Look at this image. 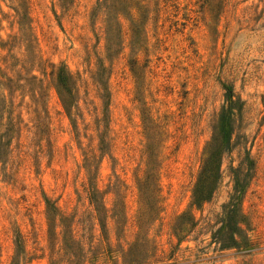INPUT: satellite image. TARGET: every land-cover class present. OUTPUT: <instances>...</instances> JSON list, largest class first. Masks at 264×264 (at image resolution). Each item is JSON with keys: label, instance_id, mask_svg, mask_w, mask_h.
I'll list each match as a JSON object with an SVG mask.
<instances>
[{"label": "rangeland", "instance_id": "1", "mask_svg": "<svg viewBox=\"0 0 264 264\" xmlns=\"http://www.w3.org/2000/svg\"><path fill=\"white\" fill-rule=\"evenodd\" d=\"M61 72L72 81L67 110ZM226 87L242 112L213 197L197 207L192 190ZM9 113L17 124L0 160V264H103L106 246L120 264L143 234L138 264H264V0H0V134ZM148 149L158 208L141 230ZM247 155L242 221L216 235ZM72 232L97 257L67 253Z\"/></svg>", "mask_w": 264, "mask_h": 264}, {"label": "trees", "instance_id": "2", "mask_svg": "<svg viewBox=\"0 0 264 264\" xmlns=\"http://www.w3.org/2000/svg\"><path fill=\"white\" fill-rule=\"evenodd\" d=\"M8 81H10L8 79ZM58 85L62 89V93L64 96H61V103L65 110L69 104V99L72 98L73 91L72 81L69 75L64 74L63 72L57 75ZM224 106L222 107L221 114L219 116L218 123L215 127L214 135L211 143L208 146L207 156L203 162V166L199 175L197 176L196 182L193 186L192 196H193V204L197 207L202 206L205 203H208L219 184L221 178V163H222V154L230 151L232 146V134L233 128L231 125L232 117L237 113L239 116L242 112V105L240 104L241 99L238 98L233 91V88L226 87L224 88ZM11 113H9L8 120L6 123V127L4 132L0 134V160L5 157L7 150L10 146V138L11 133L16 129V122L13 118L10 117ZM239 118V117H238ZM100 125H97L99 128ZM105 128V127H104ZM98 138V146L100 150L103 149L105 145V136L104 131L97 135ZM149 150V149H148ZM150 151V150H149ZM147 151L149 154L147 165L148 170L146 171L145 177L141 184L139 185V199L141 203V212L139 214V219L137 220L139 223V228L142 230V227H145L149 220H151L157 211L158 208V177L156 172L157 160L155 157V153L153 151ZM85 161L91 165L94 162V155H90L85 157ZM245 163L246 168H242L239 166L233 170V181L234 186L232 190V195L229 199V202L224 207V213L226 217V221L224 219L220 220L222 224L221 228L218 229L215 234L217 235L222 228H228L229 223L232 222L234 218H237L239 221H242L240 218L239 211L237 209L238 204V196L241 194L244 184V178L248 177V173L251 171V163L249 162V155L243 161ZM242 162V163H243ZM245 171V172H244ZM88 204L93 208L94 213H98L97 207H99V201L97 199V195L93 186L88 184V187L85 188ZM119 215V216H118ZM115 217L124 218L123 209L118 208V214L114 215ZM239 217V218H238ZM118 223L117 221H115ZM227 224L225 225V223ZM149 242L145 235L143 234L142 243H138L137 240L120 256L121 263L127 264L126 258L135 257L134 260H131L129 264H138V259H142V255L144 253V248ZM19 243L16 242V246L18 247ZM85 241L84 235L80 238L76 237L75 234L70 233L66 235L65 238V249L67 253L71 254L75 260H79L80 258L85 257L88 253H92V258L97 257L98 248L88 246L89 248L85 250ZM97 246H99L97 244ZM100 257L104 260L103 264H117L115 261L113 251L106 246L104 251L100 254ZM141 263V262H140Z\"/></svg>", "mask_w": 264, "mask_h": 264}]
</instances>
